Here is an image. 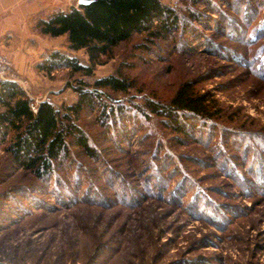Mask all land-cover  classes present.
Segmentation results:
<instances>
[{
	"label": "rangeland",
	"instance_id": "374dc122",
	"mask_svg": "<svg viewBox=\"0 0 264 264\" xmlns=\"http://www.w3.org/2000/svg\"><path fill=\"white\" fill-rule=\"evenodd\" d=\"M234 1L195 5L199 19L149 51L137 49L145 40L135 34L91 76L38 69L52 50L88 63L65 36L39 33L42 15L0 17V52L35 103H72L78 78L91 84L120 71L135 86L102 90L106 101L148 112L117 113L120 124L105 126L98 110L82 111L78 124L96 156L72 145L57 184L19 168L0 145V261L264 264V0ZM185 81L210 114H187L189 136L144 107L148 99L166 104Z\"/></svg>",
	"mask_w": 264,
	"mask_h": 264
},
{
	"label": "trees",
	"instance_id": "16d2710c",
	"mask_svg": "<svg viewBox=\"0 0 264 264\" xmlns=\"http://www.w3.org/2000/svg\"><path fill=\"white\" fill-rule=\"evenodd\" d=\"M240 2L235 0L231 5ZM212 3L213 0H179L188 12L184 16L168 0H91L86 5L54 11L36 21L39 33L51 38L65 36L67 49L72 52L84 50L88 63L62 50H52L37 67L46 74L67 69L70 74L91 76L94 67L102 63L103 57L111 56L120 43L131 41L139 34L145 41L136 44L137 49L149 51L155 41L173 38L190 28L200 16L195 5L212 6ZM76 83L72 86L75 101L57 106L49 98L35 103L20 85L0 82V145H6L19 168L39 180L54 179L57 184L58 167L71 160L72 145L79 146L89 157L96 156L95 148L78 124L82 111L98 110L99 119L105 126L120 124L117 113L148 115L137 105L128 107L106 101L102 90L121 93L135 86L123 72L95 78L91 84L78 78ZM205 102L203 95L193 94L192 83L185 81L166 104L148 99L144 107L160 117L177 135L189 136L193 126L186 123L187 114L208 119L210 114ZM127 130L132 135L135 128Z\"/></svg>",
	"mask_w": 264,
	"mask_h": 264
},
{
	"label": "crops",
	"instance_id": "0c3cea01",
	"mask_svg": "<svg viewBox=\"0 0 264 264\" xmlns=\"http://www.w3.org/2000/svg\"><path fill=\"white\" fill-rule=\"evenodd\" d=\"M74 0H0V17L20 14L23 19L30 16L42 15L45 18L49 13L58 10H68Z\"/></svg>",
	"mask_w": 264,
	"mask_h": 264
},
{
	"label": "built area",
	"instance_id": "2783aa9c",
	"mask_svg": "<svg viewBox=\"0 0 264 264\" xmlns=\"http://www.w3.org/2000/svg\"><path fill=\"white\" fill-rule=\"evenodd\" d=\"M170 1L174 8H178L177 0ZM2 81L16 82L17 80L14 75L13 63L11 59L3 52H0V82ZM31 108L32 110L35 109L34 105H32Z\"/></svg>",
	"mask_w": 264,
	"mask_h": 264
},
{
	"label": "water",
	"instance_id": "95a60500",
	"mask_svg": "<svg viewBox=\"0 0 264 264\" xmlns=\"http://www.w3.org/2000/svg\"><path fill=\"white\" fill-rule=\"evenodd\" d=\"M91 0H77V4L78 5H86V4H89ZM0 264H11V263H6V262H3V261H0Z\"/></svg>",
	"mask_w": 264,
	"mask_h": 264
}]
</instances>
